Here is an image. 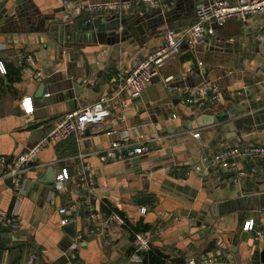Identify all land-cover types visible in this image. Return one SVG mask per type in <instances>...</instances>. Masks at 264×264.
<instances>
[{"label": "crops", "instance_id": "1", "mask_svg": "<svg viewBox=\"0 0 264 264\" xmlns=\"http://www.w3.org/2000/svg\"><path fill=\"white\" fill-rule=\"evenodd\" d=\"M113 1H130L116 12L137 14L141 21L130 18L126 27L116 12L88 8ZM205 1L173 0L167 8L142 0H69L68 6L63 0L5 1L0 156L27 151L62 114L103 92L112 104L102 126L46 141L18 188L8 177L0 179V209L18 216L14 228L0 225V264H26L30 254L34 264H184L202 255H214L222 264H264V156L238 155L233 167L210 161L227 145L264 144V12L229 19L206 41L188 45L206 75L191 68V59H179L181 49L138 96L120 87L119 73L161 44L167 30L191 24ZM12 14L23 21H5ZM169 74L173 79L166 82ZM40 79L46 81L42 94ZM204 82L219 90L213 113L227 119L197 124V116L211 108L185 103L181 89ZM28 95L31 112L22 107ZM226 122L229 126L222 125ZM115 140L149 148L132 158L102 160ZM204 156L208 163L196 171ZM84 163L93 168V188L78 180ZM63 169L68 176L59 180ZM240 169L249 173L239 175ZM61 207L66 212H59ZM112 211L123 215L125 224L102 227ZM65 216L75 221L74 238L62 227ZM250 219L254 227L245 230ZM135 228L151 238L141 262L131 260ZM72 251L77 260L69 257Z\"/></svg>", "mask_w": 264, "mask_h": 264}, {"label": "built area", "instance_id": "2", "mask_svg": "<svg viewBox=\"0 0 264 264\" xmlns=\"http://www.w3.org/2000/svg\"><path fill=\"white\" fill-rule=\"evenodd\" d=\"M148 5H160L167 8L173 4V0H142ZM63 3L68 6L69 0H63ZM131 6L130 1H113V2H97L88 5L89 9L98 11L116 12L125 10ZM264 12V0H207L200 3L195 10V20L187 25L179 32L167 30L163 35V42L155 46L151 51L146 53L126 74L119 73L120 87L126 88L131 96H138L143 88L159 74L161 66L173 56L181 52L183 44L195 45L206 41L210 36L215 34L217 27L224 25L229 19H242L251 14ZM70 15V10L67 8L65 16ZM0 72H5V65L0 60ZM166 82L173 79V75L169 74L165 78ZM175 86H169V89L174 90ZM181 98L185 103L197 106L200 108H211L217 102L219 90L216 86L209 83L196 84L181 89ZM111 96L107 92L101 93L96 100L85 104L82 107L69 109L53 124L45 138L41 139L27 151L18 153L14 157L0 156V179L10 178L11 184L18 188L23 181L25 171L29 168L32 161L36 158L39 149L48 140H63L73 134L82 133L86 128L100 127L111 116ZM22 107L25 112L33 110L31 96L22 98ZM111 132V130H109ZM123 139L128 141L127 133ZM148 145L140 142L130 144L128 142L121 143L119 140L111 142L110 146L101 153L102 160H117L124 158H132L136 155L145 153L148 150ZM253 154L264 156V144L250 143L242 145H227L216 152L210 158L213 163L223 167L235 166L234 158L238 155ZM209 158L204 156L201 163L194 166L196 171L202 170ZM255 167L251 171H255ZM239 175H246L249 172L244 169L238 171ZM68 176L66 169H63L56 175V178L62 180ZM78 180L81 184H85L89 188L94 187L93 168L89 163H84L77 170ZM143 212L146 207L141 209ZM59 212H66L65 207L59 208ZM94 216V213H91ZM68 218L62 217L61 223L67 222ZM18 216L13 213H8L0 209V225L4 227L14 228L17 225ZM115 224L122 226L125 224L123 215L116 211L110 212L101 222L102 227ZM254 227L253 219L246 220L243 228L250 230ZM98 229L99 227H95ZM95 228L90 229V233L95 232ZM134 251L131 254V260L141 262L142 256L151 246L150 234L146 230L133 231ZM108 242L105 241L104 245ZM69 257L77 260V254L72 251ZM35 256L30 254L26 264H34ZM79 264H81L79 262ZM184 264H222V262L214 255H202L198 259L189 258Z\"/></svg>", "mask_w": 264, "mask_h": 264}, {"label": "water", "instance_id": "3", "mask_svg": "<svg viewBox=\"0 0 264 264\" xmlns=\"http://www.w3.org/2000/svg\"><path fill=\"white\" fill-rule=\"evenodd\" d=\"M6 0H4L3 2L0 3V9L1 7L3 6V4L5 3ZM117 18H119L118 22L119 24H122L123 26H129L126 22V20L130 19V18H133V20L136 22V23H139L141 21L142 18H136L137 14H134V13H130V14H127V15H124V13H119V12H116L114 14ZM0 16H1V12H0ZM21 15H16V14H12L10 16H8L6 18L5 21L7 20H15V19H19ZM21 20L20 21H23V18H20ZM26 20V19H25ZM134 22V23H135ZM141 24H138L137 27H139ZM179 59L182 61L184 59H191V68L196 70L197 72H200L201 74L203 75H206L207 71H206V68L204 67H200L199 66V62H198V59L196 58V56L194 55L193 51L189 49L188 47V44H184L182 46V52L180 53L179 55ZM41 81V84L39 86V93L42 94L44 89H45V85H46V81H43L42 79H40ZM179 98H176V100H178ZM175 99L173 100V102L176 101ZM214 107V106H213ZM213 107H211V109H207L206 111H204V113H207V114H204V116H202V118L200 116H197L196 118V122L198 125H203V124H210L213 122V119L214 117L217 118L218 121H222V120H225L227 119L228 115L227 114H224V115H221V114H216V113H213ZM210 118V120H208ZM205 120V121H203ZM223 126L225 125H228L229 126V122H226V123H223L222 124ZM86 130H89V127L86 128ZM63 228L66 230V232L72 237L74 238L75 237V221L72 220L70 222H67L65 224H62Z\"/></svg>", "mask_w": 264, "mask_h": 264}, {"label": "trees", "instance_id": "4", "mask_svg": "<svg viewBox=\"0 0 264 264\" xmlns=\"http://www.w3.org/2000/svg\"><path fill=\"white\" fill-rule=\"evenodd\" d=\"M135 230H145V229L135 228L134 231H135ZM145 256H146V253H145V255H144V258H145ZM144 258H143V260H144Z\"/></svg>", "mask_w": 264, "mask_h": 264}]
</instances>
